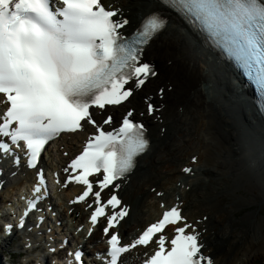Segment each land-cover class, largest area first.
I'll return each instance as SVG.
<instances>
[{
	"label": "snow or ice",
	"instance_id": "snow-or-ice-1",
	"mask_svg": "<svg viewBox=\"0 0 264 264\" xmlns=\"http://www.w3.org/2000/svg\"><path fill=\"white\" fill-rule=\"evenodd\" d=\"M159 3L125 34L130 20L120 7L105 6L103 0H0V162L10 160L13 176L17 173L12 169L21 167L35 173L17 223L5 224L0 239L14 228L23 231L26 217L42 211L39 204L49 190L39 160L46 146L66 134L87 132L78 152L72 156L63 152L66 165L52 170L50 176L57 190L81 187L67 203H83L90 209L85 239L104 221L107 247L103 254L97 253L102 264H122L123 255L137 248L151 249L142 264H214L203 251L202 220L189 222L180 203L161 202L158 219L123 241L119 229L130 206L119 196L121 181L126 182L151 143L145 124L134 119L135 108L128 107L116 126L111 115L103 113L108 107L131 105L136 93L158 76L144 55L164 33L167 14L172 13L239 70L255 88L264 116V0ZM170 90V84L160 86L155 95L163 97ZM142 103L140 115L159 119L151 94L146 93ZM96 113L103 118L97 119ZM191 159L198 162L196 156ZM182 172L192 169L184 167ZM106 190L110 195L105 198ZM42 219L37 217V228ZM65 246L61 241L59 247ZM24 247L30 244L26 241ZM47 247L50 253L57 251L51 244ZM68 257L66 264H84L79 245Z\"/></svg>",
	"mask_w": 264,
	"mask_h": 264
},
{
	"label": "bare ground",
	"instance_id": "bare-ground-1",
	"mask_svg": "<svg viewBox=\"0 0 264 264\" xmlns=\"http://www.w3.org/2000/svg\"><path fill=\"white\" fill-rule=\"evenodd\" d=\"M103 2L120 7L130 20V25L124 29L126 34L134 30L143 15L160 7L159 0ZM144 57L155 62L158 76L136 93L131 105L108 108L120 114L127 106H132L138 113L144 108L141 98L146 93H154L153 100L159 108L156 114L159 120L144 114L151 146L138 158L128 180L121 182L119 194L130 206V213L119 229L123 241H129L139 227L157 217L161 211L160 201L169 206L179 196L178 201L182 200L181 207L187 220H202L199 228L202 230V242L206 245L203 251L211 256L214 264H248L251 250L247 242L256 212L236 214L249 205L261 204L258 208L264 205V119L260 118L258 108L253 104L251 91L243 87L228 62L172 13L167 14L164 33L146 49ZM169 84L171 90L158 98L155 95L157 88ZM83 137L81 133L62 136L51 149L46 148L45 155H49L46 159L45 155L42 157L41 164L50 171L59 170L66 161L62 151L66 150L71 156ZM193 155H196L197 163H190ZM184 165L192 166V175L182 173ZM19 170L21 168L12 169L16 176L10 170L3 175L7 181L0 191L2 213H6L4 207H12L7 206L1 197L14 200L20 188L33 181V171L24 170L22 175ZM177 181L183 184V188L176 186ZM151 188L163 191V195L155 196L154 191L150 192ZM79 190L77 186L69 185L56 192L59 200L55 197L48 200V204L57 210L59 219L64 221L66 229L71 220H74L73 225L70 223L73 227L82 223L81 217L87 213L80 204L66 205L72 194ZM238 191L243 193L237 194ZM234 193L237 196H232L225 204L220 202L224 195ZM16 204L20 205L19 202ZM69 207L72 208L71 213ZM204 216L206 220H203ZM79 236L82 237L83 232L73 237ZM11 237L0 239V242L5 244ZM96 238H99L98 234L94 233L83 241L85 248ZM37 240L40 239H34L33 243ZM24 244L25 241L21 250H25ZM103 246L100 240L96 247ZM139 249L124 254L122 264H135L134 252ZM30 251L36 254L37 259L44 257V253H40L44 250H38V253L36 249ZM33 254L26 259L31 260L30 263L34 262Z\"/></svg>",
	"mask_w": 264,
	"mask_h": 264
},
{
	"label": "rangeland",
	"instance_id": "rangeland-1",
	"mask_svg": "<svg viewBox=\"0 0 264 264\" xmlns=\"http://www.w3.org/2000/svg\"><path fill=\"white\" fill-rule=\"evenodd\" d=\"M262 174V173H261ZM264 175V174H262ZM178 177V174L177 176ZM175 177V178H176ZM180 181L176 182V186L180 185ZM152 193L156 192L151 190ZM174 194V191H171ZM238 193H243V191H238ZM237 194H232L230 196L224 195L222 200L220 201L222 204H225L227 201L232 199V196L235 197ZM174 198V196H172ZM243 204V203H241ZM261 204L258 205H249L244 209L240 210L239 214L236 216H240L246 214L249 211L255 210L256 215L254 216V221L251 223V231L250 237L248 238L247 246L249 247V259L248 264H264V205L260 207ZM1 209V204H0ZM258 211V213H257ZM205 215V214H204ZM200 218V217H197ZM225 231V230H224ZM17 243V244H16ZM22 241L20 238H10L7 244H0V264H6L5 260H9L10 264H21L25 262L26 256L29 253L21 252ZM21 252V254H18Z\"/></svg>",
	"mask_w": 264,
	"mask_h": 264
}]
</instances>
